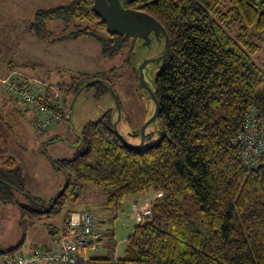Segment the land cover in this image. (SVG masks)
Listing matches in <instances>:
<instances>
[{"label":"trees","instance_id":"trees-1","mask_svg":"<svg viewBox=\"0 0 264 264\" xmlns=\"http://www.w3.org/2000/svg\"><path fill=\"white\" fill-rule=\"evenodd\" d=\"M130 5L154 17L169 36L165 62L151 80L160 106L152 133L157 142L132 148L114 131L117 119L110 110L84 127L74 159L53 165L63 172L71 168L80 183L102 188L114 218L127 199L148 189L156 198L149 218L127 238L123 259L93 258L92 264H264V164L250 169L234 146L249 113L264 116V68L254 59L261 50L254 38L264 40V0H133ZM34 19L29 31L47 43L85 36L110 57L130 47L128 36L108 32L94 0L40 9ZM50 22L86 24L53 37ZM18 72L26 86L41 87L40 80ZM12 73L0 78V113L8 103L22 104L34 118L33 109L3 85ZM79 79L73 77L67 94L84 87L74 86ZM21 174L8 157L0 167V192L11 196V188L24 190ZM67 180L48 210L31 211L61 212L79 200L77 186L71 188L69 175ZM103 236L102 245L116 252L114 230ZM16 247L0 249V256Z\"/></svg>","mask_w":264,"mask_h":264},{"label":"rangeland","instance_id":"rangeland-1","mask_svg":"<svg viewBox=\"0 0 264 264\" xmlns=\"http://www.w3.org/2000/svg\"><path fill=\"white\" fill-rule=\"evenodd\" d=\"M71 1L0 0V61L13 59L18 54L35 58L33 78L40 80L42 85L47 84L59 90L66 105L63 120L41 133L35 132L33 115L22 104H18L22 116L13 117L6 110L0 113L1 133L8 138L7 145L0 146V167L8 157L15 159L24 184V190L11 188V196L5 193L4 188L7 186H3L4 192H0V249L18 246L10 254H20L30 247L41 248L46 245L44 241L50 240V229L62 226L61 221L67 210H89L103 221L104 231L114 230L118 244L116 252L104 247L102 243L98 249L87 247L84 250L86 257L91 260L109 258L116 262L123 259L127 238L138 225L137 214L130 209L131 200L127 199L121 213L114 218L116 212L107 209V196L102 188L91 183H80L75 179L73 169L60 171L55 168L53 161L74 159L84 127L89 122L98 121L110 110L117 119V131L132 146H138L142 141V147L157 142V135L152 134L157 130L155 122L145 129V138L142 140L141 129L154 115L156 106L151 98L139 90L137 70L146 60L157 58L165 48L157 37L153 39L151 36L153 43L150 46L142 39L135 41L130 37V47L110 57L104 56L99 42L85 36L68 40L71 43L63 44L60 48L59 44L54 46L55 42L47 43L34 38L33 34L30 36L29 26L34 22L37 10L67 5ZM85 24L50 22L49 30L53 37H60L65 32L75 30V25ZM30 37L36 39L35 47L28 40ZM256 38L254 41L261 44V50L254 59L264 68V40ZM261 70L264 73V69ZM144 72L147 83L152 85L151 80L158 72V65L156 62L149 63ZM97 76L101 82L93 86L83 81ZM73 77L82 78L75 81L74 86L82 84L84 87L81 86L77 93L67 94ZM149 133L152 135L148 136ZM68 175L72 181L71 188L77 186L75 191L79 192V200L68 202L61 212L31 216V210H40L41 205L43 210L51 207L53 200L64 192ZM140 197L151 203L156 194L154 189H148ZM68 198H72L71 192H68ZM34 199L40 201L41 205H37Z\"/></svg>","mask_w":264,"mask_h":264},{"label":"built area","instance_id":"built-area-1","mask_svg":"<svg viewBox=\"0 0 264 264\" xmlns=\"http://www.w3.org/2000/svg\"><path fill=\"white\" fill-rule=\"evenodd\" d=\"M15 71L3 80V85L34 111L36 133L52 128L63 120L64 101L55 87L36 89ZM234 141L246 165L251 169L264 164V116L252 111L242 124ZM161 195V194H160ZM158 195V197H160ZM152 203L137 210V221L143 222L151 214ZM62 230L54 237L55 248L35 249L30 255L5 254L0 264H92L86 257L87 247L98 249L104 238L101 220L89 210L73 211L62 221Z\"/></svg>","mask_w":264,"mask_h":264},{"label":"water","instance_id":"water-1","mask_svg":"<svg viewBox=\"0 0 264 264\" xmlns=\"http://www.w3.org/2000/svg\"><path fill=\"white\" fill-rule=\"evenodd\" d=\"M133 1V0H123V2L121 3V0H94V10L96 12V14L101 17L103 19V21L106 23V27L107 30L110 34L112 35H125V36H135L136 32L137 33H141L144 32L145 35L144 36H138L139 38H142L148 46L151 45V43H153V39H155V37H157L158 40H160V42L163 43V41L165 40L164 43V48L165 50L160 53V55L157 58H154V60H146L142 67L137 70V77H138V84H140V91H145V93H143V95H146L147 98H151L156 106V110L154 115L151 117L150 120H148L144 126L142 127V140H144L145 138V134H146V128L154 123L157 119V116L160 112V106H159V102L158 99L156 97V95H154L153 90L151 85H149V83H147L146 79H145V72L144 69L147 67V65L149 63H154L156 62V64L158 66H162L165 62V58L167 57V54L169 52V36H167L165 28L154 18L151 17L149 14H146L145 12H143L142 10H135L132 9L131 7L128 8H124V6H128V4ZM141 17L140 19V23L134 24L133 22V17ZM133 27H137L136 31L133 32L132 28ZM153 34L152 37H154L153 39H151V35ZM145 46V45H143ZM97 81L100 80H94V81H90L88 82V85H91L93 83H96ZM118 103H117V107H118ZM119 108V107H118ZM120 110V108H119ZM113 129L114 131H117V121L116 123H114L113 125ZM117 133L120 135L121 139L124 140V142H126L127 144H129L132 148L134 147H142L144 144V141H142V143L138 146H132L129 142H127V139L121 135L119 133V131H117Z\"/></svg>","mask_w":264,"mask_h":264},{"label":"crops","instance_id":"crops-1","mask_svg":"<svg viewBox=\"0 0 264 264\" xmlns=\"http://www.w3.org/2000/svg\"><path fill=\"white\" fill-rule=\"evenodd\" d=\"M30 36H33L31 32H30ZM33 37L36 38L35 36H33ZM33 37L28 38V40L31 42V45L33 47H35L36 45H35L34 40H36V39H31ZM68 40L69 39H66V40L60 41L58 43H55L54 46H56L57 44H59L60 45L59 48H60L61 45H63V44L71 43ZM26 41H27V38L25 39L24 42L26 43ZM39 41H42V40H39ZM43 42H45V41H43ZM34 59L35 58H32L31 56H21V55L18 54V57H15L13 59L0 61V78L4 77V75L9 74L10 72H15L16 70L23 72L26 76L28 75L30 77H34V76H32V74L34 75L33 71L35 69V65L33 64L34 63ZM2 109L3 110L6 109V110H8V112H11L13 117H16L17 118L19 116H22V113H20V110L17 108V106H15L14 103H8V104H6L4 106V108H2ZM0 122L2 123L1 116H0ZM1 131H2V124H0V146H5L8 143L7 142L8 138L5 137V136H3L4 133L3 132L1 133ZM140 196H141V194H140ZM140 196L137 199H136V197L130 199L131 200L130 209L132 210V212H135L136 214L138 212L137 210H140V208H142L143 206H145V204H147L149 202V201H146L145 199H143ZM141 200H143V202H145V203L142 204V201ZM37 205H39V204H37ZM39 207H40L39 208L40 210L44 211L43 210L44 209L43 208V205H41ZM38 214L41 215V214H44V213H40V212L37 213V214L33 213L31 216H36ZM66 216H67V214L65 213V216L63 217V219ZM62 221H61V225H62ZM102 222L103 221L101 220V224H102ZM61 230H62V226L59 229L58 228L56 229L55 227H52L50 229V231H49V235H50L49 238H50V240L44 241V244H46V245H44L41 248H39V247H34V248L33 247H30V249H28L26 251H23L20 254H22V255L23 254L24 255H30L31 253L34 252L35 249H46V248L52 249V248H55V244L53 243V239H54L55 236H57V234L60 233ZM50 232H53V234H51Z\"/></svg>","mask_w":264,"mask_h":264},{"label":"flooded vegetation","instance_id":"flooded-vegetation-1","mask_svg":"<svg viewBox=\"0 0 264 264\" xmlns=\"http://www.w3.org/2000/svg\"><path fill=\"white\" fill-rule=\"evenodd\" d=\"M122 2H123V0H121V3H122ZM128 7H131L132 9L138 10V9H136V8H133V7L130 5V3L128 4V6H124V8H128ZM139 11H140V10H139ZM140 19H141V17H135V16H134V17H133V22H134V24L137 25V23H140ZM136 28H137V27H133V28H132V31L135 32V31H136ZM153 34H154V33H152V34H150V35L153 36ZM144 35H145L144 32H141V33H137V32H136V35H135V36L129 35L128 38L131 37L133 40L136 41V40H141V39H142V38H139L138 36L141 37V36H144ZM124 36H125V35H124ZM142 40H143V39H142ZM143 41H144V40H143ZM147 97H148V96H147Z\"/></svg>","mask_w":264,"mask_h":264}]
</instances>
